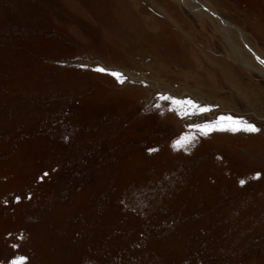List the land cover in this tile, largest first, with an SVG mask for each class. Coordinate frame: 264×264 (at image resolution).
<instances>
[{
  "label": "rangeland",
  "instance_id": "obj_1",
  "mask_svg": "<svg viewBox=\"0 0 264 264\" xmlns=\"http://www.w3.org/2000/svg\"><path fill=\"white\" fill-rule=\"evenodd\" d=\"M207 1L264 53V0ZM215 26L175 0H0V264H264V74ZM219 116L260 131L191 127Z\"/></svg>",
  "mask_w": 264,
  "mask_h": 264
},
{
  "label": "bare ground",
  "instance_id": "obj_2",
  "mask_svg": "<svg viewBox=\"0 0 264 264\" xmlns=\"http://www.w3.org/2000/svg\"><path fill=\"white\" fill-rule=\"evenodd\" d=\"M175 1L180 3V5L189 6L197 15L207 17L208 19L216 23L217 32H221L230 47V51L227 53L230 58L240 63L247 69L256 71L260 74H264V63L260 62L264 60V53L257 49V47L248 40L247 35L243 31H241L240 28L237 29L235 26H232L226 21L222 20L217 15L215 9L209 3V1ZM232 30H235L236 32L235 36L231 33ZM240 43H242L243 45L241 46Z\"/></svg>",
  "mask_w": 264,
  "mask_h": 264
},
{
  "label": "snow or ice",
  "instance_id": "obj_3",
  "mask_svg": "<svg viewBox=\"0 0 264 264\" xmlns=\"http://www.w3.org/2000/svg\"><path fill=\"white\" fill-rule=\"evenodd\" d=\"M261 63H264V60L260 61ZM97 72H106L107 70L102 68V67H97L94 69ZM112 75L114 78L117 79L119 83H124L125 80L127 79L126 74L121 73L120 71H113L109 73ZM159 100L163 101H169L173 105H177L180 107H183L184 105H188L193 109L198 110L199 113L205 114L210 111L209 108L207 107H200L196 104H194L191 100L188 101H178L174 98H170L168 96H159ZM156 108H159L160 105L156 104ZM173 110V109H169ZM179 114V113H178ZM185 116L191 115L187 110L184 111L183 113ZM195 129L196 132H198L200 135L207 136L213 131H231V132H239V131H244L248 133H256L259 132L260 129L257 128L254 124L243 120V119H238V118H233L232 116H219L217 117L214 121L210 123H205V124H196L191 126ZM193 140H195L194 135H184L178 138L175 142L173 147L174 148H181L185 147L187 145H190ZM151 151H156L155 149H151ZM47 175V173H45ZM240 183L243 185L245 181L241 180ZM15 247V246H14ZM25 258L24 257H18L16 260L12 261V264H24Z\"/></svg>",
  "mask_w": 264,
  "mask_h": 264
}]
</instances>
